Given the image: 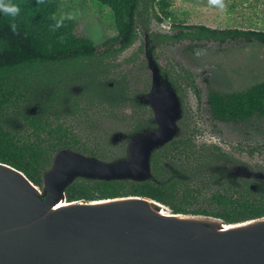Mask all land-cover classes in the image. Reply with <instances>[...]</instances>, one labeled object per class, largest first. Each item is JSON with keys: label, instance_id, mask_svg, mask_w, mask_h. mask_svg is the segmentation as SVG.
<instances>
[{"label": "flooded vegetation", "instance_id": "flooded-vegetation-1", "mask_svg": "<svg viewBox=\"0 0 264 264\" xmlns=\"http://www.w3.org/2000/svg\"><path fill=\"white\" fill-rule=\"evenodd\" d=\"M143 22L139 42L136 39L123 48L114 40L117 35L106 40L102 50L96 49V56L72 73L74 80L64 77V94L55 96L57 86L51 80L47 96L32 99L24 109V114L36 118V127L42 118L47 124L45 132L35 128L32 137L49 159L45 168L65 149L108 162L130 159L136 136L164 130L163 135L173 137L153 149L150 178L105 181L127 184L130 192L151 185L160 191V198L138 192L116 197H149L179 214L232 224L264 217V114L218 113L210 96L239 92L209 91L213 83L200 77L194 64L184 62L186 51L173 59L167 56L166 61L164 57V53L174 55L175 46L185 50L184 41L193 51V44L200 40L182 37L176 28L179 24L167 25L163 16ZM230 41L238 38L223 43ZM151 58L158 64L164 85L175 90L179 105L172 99L150 97L154 85ZM90 86L98 89L99 97L88 95ZM24 114L16 125L22 132ZM97 181L77 178L72 185L95 186Z\"/></svg>", "mask_w": 264, "mask_h": 264}, {"label": "water", "instance_id": "water-1", "mask_svg": "<svg viewBox=\"0 0 264 264\" xmlns=\"http://www.w3.org/2000/svg\"><path fill=\"white\" fill-rule=\"evenodd\" d=\"M150 65V97L179 105L152 58ZM163 131L136 136L130 159L108 162L62 150L42 185L0 162V264H264V217L226 223L179 214L144 196L68 199L77 178H150L153 149L173 137Z\"/></svg>", "mask_w": 264, "mask_h": 264}, {"label": "trees", "instance_id": "trees-1", "mask_svg": "<svg viewBox=\"0 0 264 264\" xmlns=\"http://www.w3.org/2000/svg\"><path fill=\"white\" fill-rule=\"evenodd\" d=\"M12 2L22 9L21 15L14 21L17 25L15 33L10 28L13 21L0 16V162L24 171L35 184L42 185L43 174L49 168L44 165H49V159L36 146L32 137L36 133L35 128L45 132L47 124L42 118L36 127V118L23 111L32 104V99L47 96L51 80L57 86L54 88L55 96L64 94V77L75 79L72 73L80 69L84 60L96 56V44L75 33L76 18L71 16L68 19L69 16L63 15V0ZM89 3L101 10L110 9L117 30L114 40H118L123 48L128 47L143 33V29H139L145 24L143 20L152 17L160 19V12L166 15L172 6L169 0H89ZM83 5L87 8L86 1H83ZM81 9L77 6L74 10ZM62 18L63 27L53 31L56 20ZM176 28L181 30L182 37L200 41L215 40L223 43L229 38L242 37L264 45V26L261 30L218 29L207 25H178ZM182 29L189 31L183 32ZM87 93L93 97L100 96L94 86H90ZM210 97L220 114H264V82L246 92L212 94ZM21 114H24V132L16 128ZM126 186L122 182L97 181L95 186L77 182L67 189V197L70 201H89L138 192L160 198V191L151 185L138 186L134 191L131 189V192Z\"/></svg>", "mask_w": 264, "mask_h": 264}, {"label": "rangeland", "instance_id": "rangeland-1", "mask_svg": "<svg viewBox=\"0 0 264 264\" xmlns=\"http://www.w3.org/2000/svg\"><path fill=\"white\" fill-rule=\"evenodd\" d=\"M83 1H86L87 8ZM168 13L161 14L167 25L176 23L183 26L207 25L218 29H254L264 26V0H224L227 8L224 12L208 6V0H169ZM63 15L76 18L75 33L87 37L96 43L98 51L105 47V41L117 35L113 13L110 9L101 10L89 0H63ZM81 11H75L76 7ZM160 12V10H158ZM161 13V12H160ZM179 29V28H177ZM188 32L189 29H182ZM140 38L138 39L139 42ZM186 41L173 47L174 55L164 53L165 61L186 51L184 62L193 66L197 74L213 83L214 89L223 93L246 92L255 84L264 82V45L246 42L242 37L238 41L212 43L200 41L189 50ZM189 51H188V50ZM197 50H203L199 57ZM162 54V53H161ZM183 55V54H182Z\"/></svg>", "mask_w": 264, "mask_h": 264}, {"label": "clouds", "instance_id": "clouds-1", "mask_svg": "<svg viewBox=\"0 0 264 264\" xmlns=\"http://www.w3.org/2000/svg\"><path fill=\"white\" fill-rule=\"evenodd\" d=\"M38 2H43V0H38ZM208 6L211 8L218 9L220 12H224L227 8V5L225 4L224 0H208ZM21 6L13 3L12 0H0V16L8 17L13 22L10 23V28L13 33L17 30V25L14 22L17 17L21 15ZM72 17L69 16L68 19H71ZM55 19V17H53ZM63 27V18L60 20H56V23L53 27V31L56 29H59ZM203 54V50H197L195 52V55L197 57L201 56Z\"/></svg>", "mask_w": 264, "mask_h": 264}]
</instances>
